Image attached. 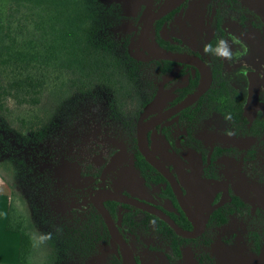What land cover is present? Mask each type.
<instances>
[{"label": "trees", "instance_id": "1", "mask_svg": "<svg viewBox=\"0 0 264 264\" xmlns=\"http://www.w3.org/2000/svg\"><path fill=\"white\" fill-rule=\"evenodd\" d=\"M185 5L156 24L154 41L161 49L176 50L165 36V26ZM121 7L102 0H12L0 21V159L7 168L16 163L17 174L29 178L39 205L44 206L36 213L46 233H52L46 264H86L93 258L95 262L102 250L111 253L107 264H124L95 207L87 202L71 208L58 202L63 187L49 166L40 174L25 160L34 152L39 158L38 148L62 139L72 147L62 149L66 156L75 153L76 161L85 162L84 166L77 162L84 176H96L115 150L113 139L131 145L135 158L152 168L137 149L136 130L152 105L156 74L166 75L175 63L139 58L148 55L141 49L139 33L120 28L125 19ZM129 101L135 104L130 112ZM78 135L84 139L80 149ZM12 151L16 156H9ZM72 174L67 168L66 175ZM0 175L12 191L7 228L21 234L19 264H30L32 234L13 202L14 188ZM71 186V192L81 197L84 190ZM236 201V206H243L240 199ZM112 211L118 219L124 214L129 228L149 231L148 220L140 222L125 210L119 213L116 206ZM214 219L223 226L231 221L245 225L251 250L264 264V214H220ZM161 223L174 240L178 238ZM170 249L177 256L183 253L177 241Z\"/></svg>", "mask_w": 264, "mask_h": 264}, {"label": "flooded vegetation", "instance_id": "2", "mask_svg": "<svg viewBox=\"0 0 264 264\" xmlns=\"http://www.w3.org/2000/svg\"><path fill=\"white\" fill-rule=\"evenodd\" d=\"M165 33L176 49L167 51L196 55L212 73L211 84L199 100L156 126L147 136L150 149L168 168L173 182L152 165L149 168L143 161L141 164L131 145L123 142L121 145L129 152L130 159L103 181L100 179L103 168L119 150L114 144L115 150L100 174L87 176L88 179L81 183L84 174L78 166L59 167L62 162L54 166L52 158L45 157V160L50 170L70 167L75 189L91 190L89 203L97 190H115L162 210L181 228L193 230L194 224L178 199L179 190L191 209L205 222V231L197 238L181 237L168 223L143 209L114 200L105 202L132 247L138 264H238L251 261L252 257L246 259L243 256L240 260L235 257L222 263L205 251L219 241L216 236L223 227L214 216L264 214V112L258 110L252 122L245 114L250 73H256L258 77L261 84L258 101L264 104V2L188 0L185 7L167 22ZM221 38L232 45L233 61L204 54L206 43L215 46ZM152 41L161 49L154 41L153 31ZM173 63L175 65L166 75L156 74L153 101L145 119L172 109L203 85V75L197 67ZM136 145L139 150L137 130ZM237 199L243 206H236ZM115 206L119 213L124 210L135 213L140 222L148 220L149 231L143 233L145 230L129 228L124 214L119 219L113 214ZM161 222L178 238L174 240L175 236ZM247 234L245 239L249 242ZM175 241L181 246V256L170 249ZM223 243L231 244L232 249L240 247L235 245V239H226ZM189 251L193 253L189 263L183 262Z\"/></svg>", "mask_w": 264, "mask_h": 264}, {"label": "water", "instance_id": "3", "mask_svg": "<svg viewBox=\"0 0 264 264\" xmlns=\"http://www.w3.org/2000/svg\"><path fill=\"white\" fill-rule=\"evenodd\" d=\"M187 1L188 0H166L155 11H153L144 19L139 30V44L142 50L148 55V57L139 56L140 59L144 61L163 60L193 65L202 72L204 79L203 85L195 93L181 101L177 106L173 107L172 109L161 112L158 115L148 117L147 119L143 120L137 127V142L139 151L150 165L155 167L162 175H164L168 180H171L172 182L174 180L172 174L150 149L147 142V136L149 132L152 131L156 126L168 120L175 113L189 107L197 100H199V98L208 90L211 84L212 73L206 63L196 55L183 52L167 51L157 48L152 41V31L161 19L183 6ZM249 78L250 93L245 107V114L252 122L255 119L258 110L261 109L264 112V104L258 101V94L261 88V84L258 80L256 73H250ZM115 144L117 147H119V150L113 155L108 164L103 168L102 173L100 175V179L102 181L105 180L106 177L113 170L118 169L123 163L127 162L130 159V154L124 148V146L117 142H115ZM46 158L48 160H51L49 156H47ZM64 165L73 167V165L67 160L63 161L59 167H63ZM75 170L80 174V171L78 169ZM75 182L76 180L73 181L74 185ZM177 194L182 208L194 224L193 230H185L181 228L169 215H167L162 210L152 205L141 202L137 199H134L132 197H128L127 195L121 194L115 190L102 188L97 190L91 196L90 202L103 217V220L108 228L110 236L112 237L113 241L116 243L121 252L124 264L138 263L132 247L130 246L124 235L121 233L112 214L105 206V202L108 200H114L120 203L135 206L139 209H143L153 215H156L157 217L168 223V225L172 229H174V231L181 237L197 238L205 231V222L201 219L198 214L195 213L194 210L191 209V207L181 195L179 190H177Z\"/></svg>", "mask_w": 264, "mask_h": 264}, {"label": "rangeland", "instance_id": "4", "mask_svg": "<svg viewBox=\"0 0 264 264\" xmlns=\"http://www.w3.org/2000/svg\"><path fill=\"white\" fill-rule=\"evenodd\" d=\"M105 3H118L123 8V14L125 19L123 23L120 25V28L124 33H139L140 26L144 19L155 11L163 2L166 0H102ZM258 2H264V0H257ZM12 0H0V21L5 19L7 10L11 4ZM231 23V21H230ZM135 104L131 101L127 104V111L130 112L134 109ZM111 139V138H110ZM77 141V147L80 149L83 146V136L78 135L75 137ZM51 146H43L42 148H38L41 152L40 157L38 158L34 153L26 154L25 160L28 166L35 168L36 170L46 173L48 170L49 163L45 160L44 157L49 156L53 160L54 166H57L59 163L67 160L69 163L77 166V162L75 158L78 156L75 153H69L67 157L65 152L62 149L67 150L69 147L68 143H65L64 140L60 139L59 141H55ZM115 141L112 139V143L116 146ZM119 144L122 142L119 141ZM51 149H55L56 151H52ZM51 150V151H49ZM14 154V155H13ZM10 157L16 156V152L12 151L9 155ZM42 156V157H41ZM2 158V157H1ZM73 158V159H72ZM80 166H84L85 162L80 161L78 163ZM11 166L7 168L6 165H3V159H0V172L6 177L8 181H10L12 187L15 190V195L13 196V202L17 207L21 218L25 220L26 227L28 228L31 234L36 232L46 233V229L44 224H42V220L38 218L36 208H39V214L44 208L43 204L39 205L36 196L31 189L32 185L29 181L28 177H24L18 175L16 172V163L12 161ZM63 170H52V176L55 177L57 181V185L63 187V189L59 190V195L57 197V201L61 204L69 205L71 208L79 207L88 202V198L91 194V190H84L80 193L81 197L75 196L72 191L71 181L73 180L74 174L66 175L67 167L62 168ZM84 176L81 178V182H85L88 178ZM52 199V198H51ZM54 200V199H53ZM247 227L253 226L251 222L246 223ZM245 225L241 226L237 224L236 221H231L226 226L220 228L217 233L216 239L219 241L214 244L207 251L209 254L213 255L220 262L224 263V261H229L236 257V259L240 260L243 256L245 258L252 257L251 261H245L243 263L237 262L238 264H262L263 259L261 260L259 257L254 256V253L251 250L252 243L246 241L247 231L245 230ZM236 234V236H235ZM226 239H235V245H239L240 247H233L232 245H225L223 240ZM50 248L48 245L40 250H36L33 248V254L30 258V264H46L49 259ZM189 255L184 257L183 262L186 261L189 263V259L192 257V251H189ZM110 251L102 250L99 256L96 257V261L93 262V259L90 260L89 263L86 264H107L108 256H110ZM105 256V257H104ZM190 264V263H189Z\"/></svg>", "mask_w": 264, "mask_h": 264}, {"label": "crops", "instance_id": "5", "mask_svg": "<svg viewBox=\"0 0 264 264\" xmlns=\"http://www.w3.org/2000/svg\"><path fill=\"white\" fill-rule=\"evenodd\" d=\"M12 191L0 175V264H19L21 234L8 230Z\"/></svg>", "mask_w": 264, "mask_h": 264}, {"label": "clouds", "instance_id": "6", "mask_svg": "<svg viewBox=\"0 0 264 264\" xmlns=\"http://www.w3.org/2000/svg\"><path fill=\"white\" fill-rule=\"evenodd\" d=\"M203 52L205 55L214 56L225 61H233L235 59L232 45L224 38L217 40L215 46L212 43H206L203 46ZM51 239L52 233L36 232L30 236L32 247L36 250L46 247Z\"/></svg>", "mask_w": 264, "mask_h": 264}]
</instances>
